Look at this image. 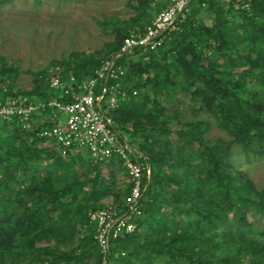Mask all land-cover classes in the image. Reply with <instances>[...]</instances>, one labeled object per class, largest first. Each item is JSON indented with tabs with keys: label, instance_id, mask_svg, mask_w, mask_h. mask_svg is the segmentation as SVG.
I'll return each instance as SVG.
<instances>
[{
	"label": "trees",
	"instance_id": "16d2710c",
	"mask_svg": "<svg viewBox=\"0 0 264 264\" xmlns=\"http://www.w3.org/2000/svg\"><path fill=\"white\" fill-rule=\"evenodd\" d=\"M165 5L149 0L140 7L137 27L118 34L105 55L58 66L60 80L81 82L115 58L112 68L123 71L120 87L136 93L108 114L143 167L144 187L140 214L133 219L136 230L111 240L109 259L113 264H264V233L256 224L264 218V182L256 189L228 163V144L208 146L204 122L182 124L173 132L178 142L172 148L168 122L156 123L146 107L154 106L148 91L192 88L190 99L199 110L212 114L241 149L264 157V0H251L247 11L238 12L220 0H191L159 47L120 53L122 40L132 32L142 34ZM206 16L209 26L202 22ZM47 76L46 68L30 91H13L36 101H67L47 88ZM11 91L6 88L4 94ZM49 126L0 125V170L5 173L0 176V264H13L21 249L33 252L45 240L66 250L42 248L33 264H100L88 212L102 209L95 204L110 195L116 203L111 206L121 209L130 184L118 201L109 188L113 185L100 178L102 163H92L87 152L71 148L63 161L55 149L39 148L45 140L38 134ZM109 160L105 166L112 173H125L121 160ZM78 162L87 164L84 173L92 172V178L81 180L74 169ZM98 181L101 188L95 189ZM249 230L256 238L246 239Z\"/></svg>",
	"mask_w": 264,
	"mask_h": 264
},
{
	"label": "rangeland",
	"instance_id": "374dc122",
	"mask_svg": "<svg viewBox=\"0 0 264 264\" xmlns=\"http://www.w3.org/2000/svg\"><path fill=\"white\" fill-rule=\"evenodd\" d=\"M148 1L5 0L1 2L0 88L21 92L30 91L37 83L39 72L46 68L48 70L53 67L59 68L60 63L74 62L83 56L105 55L113 46L118 34L137 27L141 18L138 9ZM202 22L209 26L210 17L202 18ZM142 62H146V59H142ZM169 71L173 74L172 68ZM146 76H151V73ZM191 90L192 88L176 92L173 89L156 88L154 91L147 92L149 98L153 100L154 106H145L154 116L156 123L160 124L162 120L168 122L167 128L172 132L168 137L170 146L172 148L177 146L178 141L173 132L182 124L204 122L207 128L203 139L207 145L228 144V163L235 170L244 174L258 189L264 182V157H254L250 152L241 149L239 144H235L218 126L212 114L205 109L199 110L197 103L191 101L189 95ZM160 140L162 141L161 138L157 141ZM24 141L27 140L24 139ZM38 146L44 150L51 149L44 142ZM194 147L193 143L191 150H194ZM61 159L66 161V157ZM111 162V160H106L99 165L100 178L109 186L113 185L109 187L112 195H116L118 201H122L129 182L126 173L122 170L112 173L105 166L110 165ZM86 168L87 164L84 162L74 164V169L81 180L92 178V172L84 173ZM2 174L5 173L0 170V176ZM57 175L60 174L57 173ZM57 182L59 185L63 184L61 178ZM99 188L101 185L98 181L95 189ZM84 190L88 191V187L85 186ZM111 204L116 203H113V197L110 195L99 200L95 206ZM57 215V213L51 215L52 221L57 218ZM248 220L252 222L250 218ZM256 224L258 230L264 233V218H261ZM74 230L76 238H78L80 226L76 225ZM245 234L246 239L256 238V234L251 230ZM35 247L37 249L33 252L21 249L23 254L17 259L15 258L13 264H33L34 253L41 255L42 248L66 250L56 246L53 240L41 241L36 243ZM223 251L222 249L221 252ZM216 256H219V252ZM88 264L94 263L89 261Z\"/></svg>",
	"mask_w": 264,
	"mask_h": 264
},
{
	"label": "built area",
	"instance_id": "2783aa9c",
	"mask_svg": "<svg viewBox=\"0 0 264 264\" xmlns=\"http://www.w3.org/2000/svg\"><path fill=\"white\" fill-rule=\"evenodd\" d=\"M163 1H166L165 7L155 15L142 34L132 32L122 40L120 53L134 49L151 51L159 47L163 35L173 30L174 24L182 18V13L191 0ZM220 1L233 12H238L247 11L251 0ZM112 62H105L94 72V77L81 82H76L73 77L62 81L58 77L57 67L49 69L45 78L47 88L59 91V98L67 101L56 98L36 101L16 94L13 90L10 95H5L6 89L0 88V125L10 127L12 123H16L21 128H27L30 124H50L38 135L61 158H65L67 150L76 148L87 152L94 164H100L112 157L121 160L130 184L129 195L122 208L107 205L88 215L100 264H113L109 259L111 240L136 230L133 219L140 214L139 200L144 191L143 167L135 161V152L116 131L108 116L136 94L120 87L118 78L123 71L119 68L113 69ZM147 175L148 171L145 169V177Z\"/></svg>",
	"mask_w": 264,
	"mask_h": 264
},
{
	"label": "water",
	"instance_id": "95a60500",
	"mask_svg": "<svg viewBox=\"0 0 264 264\" xmlns=\"http://www.w3.org/2000/svg\"><path fill=\"white\" fill-rule=\"evenodd\" d=\"M115 58L112 59V61L114 60Z\"/></svg>",
	"mask_w": 264,
	"mask_h": 264
}]
</instances>
